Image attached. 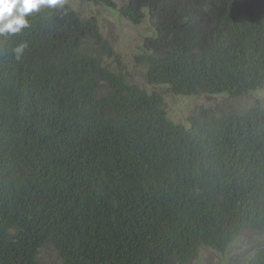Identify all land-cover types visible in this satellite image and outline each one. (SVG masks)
I'll return each mask as SVG.
<instances>
[{"label":"trees","instance_id":"16d2710c","mask_svg":"<svg viewBox=\"0 0 264 264\" xmlns=\"http://www.w3.org/2000/svg\"><path fill=\"white\" fill-rule=\"evenodd\" d=\"M118 14L153 30L136 57L151 91L66 4L0 36V264H39L46 245L60 264H189L245 233L261 241L244 264H264V106H231L264 88V0H125ZM158 88L230 105L175 123Z\"/></svg>","mask_w":264,"mask_h":264},{"label":"rangeland","instance_id":"374dc122","mask_svg":"<svg viewBox=\"0 0 264 264\" xmlns=\"http://www.w3.org/2000/svg\"><path fill=\"white\" fill-rule=\"evenodd\" d=\"M114 7H104L95 4H83L77 0L66 1L57 7L66 4L83 15L95 17L100 34L106 42L108 51L107 64L114 69H120L127 74V79L140 87L151 91L144 83L143 71L136 65V57L142 54L143 39L152 34V28L146 18L140 23H132L118 14V10L125 0H112ZM164 98L165 110L175 123H186V118L200 107L210 105H230L226 96H172L165 88H158ZM258 99L264 106V88L253 92L246 98L231 101L236 109L248 108ZM261 241V238L251 233L243 234L226 251L218 254L212 250L201 248L197 256L189 264H244L247 253ZM39 264H60L49 245L42 248L39 255Z\"/></svg>","mask_w":264,"mask_h":264},{"label":"clouds","instance_id":"9594fccd","mask_svg":"<svg viewBox=\"0 0 264 264\" xmlns=\"http://www.w3.org/2000/svg\"><path fill=\"white\" fill-rule=\"evenodd\" d=\"M63 0H0V36L16 34L28 27L26 17L42 8H55ZM24 45L15 49L19 56L23 53Z\"/></svg>","mask_w":264,"mask_h":264}]
</instances>
